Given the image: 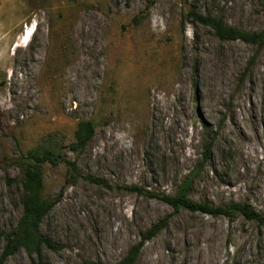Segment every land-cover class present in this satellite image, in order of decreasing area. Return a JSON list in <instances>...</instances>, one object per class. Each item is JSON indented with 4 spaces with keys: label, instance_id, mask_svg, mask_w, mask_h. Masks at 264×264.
I'll use <instances>...</instances> for the list:
<instances>
[{
    "label": "rangeland",
    "instance_id": "rangeland-1",
    "mask_svg": "<svg viewBox=\"0 0 264 264\" xmlns=\"http://www.w3.org/2000/svg\"><path fill=\"white\" fill-rule=\"evenodd\" d=\"M192 11L264 31V0H0V232L23 214L22 156L49 135L83 176L44 167L42 264H117L163 220L135 264H264V226L151 196L195 171L191 200L264 216V46L221 40ZM81 120L96 131L77 155Z\"/></svg>",
    "mask_w": 264,
    "mask_h": 264
},
{
    "label": "trees",
    "instance_id": "trees-1",
    "mask_svg": "<svg viewBox=\"0 0 264 264\" xmlns=\"http://www.w3.org/2000/svg\"><path fill=\"white\" fill-rule=\"evenodd\" d=\"M194 20L209 26L221 40L243 42L264 46V31L247 33L239 29L226 26L221 20L205 18L192 11L190 14ZM96 127L90 120H81L77 124L74 134V142L69 147L73 154L80 155L87 148L94 138ZM54 136L47 137V145H41L29 151L21 158L24 167L21 181V205L23 214L16 227L5 232H0V264L14 256L19 250H25L29 256L35 257L34 264H42L43 249L54 248L52 240L42 234L41 225L48 214L56 205V201L46 200L43 197L44 188V167L49 165L53 168L65 165L69 176L72 179L83 177L78 170L76 161L68 159L63 150L54 144ZM53 143V144H52ZM212 144L205 145L204 157L201 167L210 159ZM201 169V168H199ZM198 170V169H197ZM196 172H191L178 186L175 195L152 194L151 196L169 205L174 212L187 210L193 213H201L210 216H224L231 218L240 215L250 222L264 226V216L260 215L247 203L232 202L227 207H216L206 202H196L189 198V192L193 184ZM92 181V178L86 177ZM98 181V180H93ZM130 191L142 193L141 189L135 186L129 188ZM167 220H163L154 225L147 233L143 234V240L131 247L127 255L117 264H135L145 242L156 236L166 225ZM4 245L3 248H1Z\"/></svg>",
    "mask_w": 264,
    "mask_h": 264
},
{
    "label": "bare ground",
    "instance_id": "bare-ground-1",
    "mask_svg": "<svg viewBox=\"0 0 264 264\" xmlns=\"http://www.w3.org/2000/svg\"><path fill=\"white\" fill-rule=\"evenodd\" d=\"M27 38V37H26ZM24 41H26V40H24Z\"/></svg>",
    "mask_w": 264,
    "mask_h": 264
}]
</instances>
